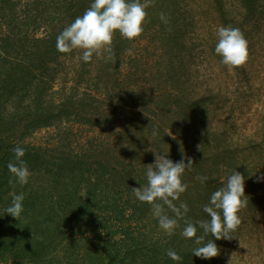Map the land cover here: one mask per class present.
Segmentation results:
<instances>
[{"label":"trees","instance_id":"1","mask_svg":"<svg viewBox=\"0 0 264 264\" xmlns=\"http://www.w3.org/2000/svg\"><path fill=\"white\" fill-rule=\"evenodd\" d=\"M92 2L0 0V264H228L231 256L249 264L238 245L247 240L258 250L250 237L264 228V126L237 141L232 120L264 90L252 66L264 0H150L137 40L117 32L113 61L84 62L80 50L60 53L56 40ZM221 26L239 28L248 41L245 66L230 71L216 54ZM221 111H228L222 124ZM17 146L30 171L23 186L9 183ZM154 152L194 162L174 201L188 204L193 222L210 219L204 205L235 170L244 175L249 203L235 238L215 240L218 257L194 256L184 221L169 236L134 196ZM21 193L17 220L5 210Z\"/></svg>","mask_w":264,"mask_h":264},{"label":"clouds","instance_id":"2","mask_svg":"<svg viewBox=\"0 0 264 264\" xmlns=\"http://www.w3.org/2000/svg\"><path fill=\"white\" fill-rule=\"evenodd\" d=\"M149 4L150 0L143 2L142 0H93L90 7L58 35L56 48L60 53L80 50L84 62H90L94 55L113 61L115 34L119 32L129 41L137 40L144 32V24L148 16L146 9ZM160 18L165 24L168 23L164 13L160 14ZM215 52L222 57L221 62L230 71L245 66L249 60L248 41L239 28L231 26L218 28ZM179 151L182 153L185 151L182 144ZM13 152L15 162H9L7 165L13 177L9 183L26 185L29 182L30 171L23 159L25 150L17 146L13 148ZM167 154L155 153V163L146 165V185L133 187V194L140 202L151 206L159 227L169 236L175 233L179 221H184L185 226L181 235L193 240L196 245L192 250L194 256L202 259L218 257L220 249L215 240L235 238L232 234L242 223L240 212L249 203L245 191V177L235 170L224 185L211 194L209 203L204 205L203 211L210 219L193 222L187 219L188 204L181 202L177 206L174 201L180 200L181 194L186 192L188 185L183 182L182 177L186 169H192L194 162L190 158H187V163L184 159L173 162L167 158ZM197 179L203 183L207 177L198 176ZM23 200V193L13 194L11 206L5 210L6 214L19 220L24 211ZM165 206L174 214L172 217L167 214ZM199 230L202 231L198 235ZM209 235L212 239L206 240ZM240 245L243 247L241 242ZM167 255L173 261L181 260L174 250H167ZM228 264H232V256Z\"/></svg>","mask_w":264,"mask_h":264},{"label":"rangeland","instance_id":"3","mask_svg":"<svg viewBox=\"0 0 264 264\" xmlns=\"http://www.w3.org/2000/svg\"><path fill=\"white\" fill-rule=\"evenodd\" d=\"M207 26H208L207 23H203L201 25L200 31H201L202 35H205V32H207V30H208ZM205 39H206L205 41H207L208 37H206ZM255 42H258V49L255 53L257 60H255V62L252 63V66L256 67L257 77L260 78L261 76L264 75V32L262 34L256 36ZM255 42L253 41L254 44H255ZM253 64H255V65H253ZM254 82H255V84H258V85L260 84L255 80H254ZM260 93L263 94L262 99H260ZM253 101H255L256 104H254L252 107L249 108L247 105H243V103H242L241 108L242 109L244 108L245 111L244 112L243 111H236L234 113L232 123L233 122L237 123L236 132L234 134V137L237 141L241 139L243 134H249L251 131L254 132V130H256V128L264 126V111L262 114H260V111L262 109L257 110V112L255 110L257 105L260 102H263V106H264V90H261L260 92H258V95H255L253 97L252 102ZM252 108H254V109H252ZM221 112H222V116H223V119L221 122V124H222L226 120V117L228 116V111H224V112L221 111ZM261 131L262 130H260L259 133ZM243 132H245V133H243ZM41 135L42 134L37 135V138H40ZM238 135H241V137L238 138L237 137ZM250 238H251L250 240L252 241L253 244L257 240V243H259L260 246H261V244L264 245V228L262 226L259 227L258 232H257V237H255L252 234V237H250ZM242 244H243V247H241V245H238L239 247H241L239 250L243 252V253H241V255H245L246 260H249V264H264V248L260 249V246H259L258 250L253 249V251L251 252L250 251L251 246H250V243L247 244V240L245 241V243H242ZM234 248L236 250L235 246H234Z\"/></svg>","mask_w":264,"mask_h":264}]
</instances>
